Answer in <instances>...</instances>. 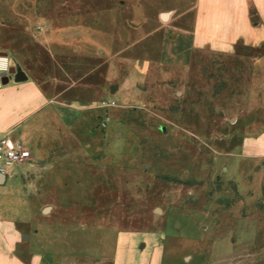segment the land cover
<instances>
[{
    "label": "rangeland",
    "instance_id": "374dc122",
    "mask_svg": "<svg viewBox=\"0 0 264 264\" xmlns=\"http://www.w3.org/2000/svg\"><path fill=\"white\" fill-rule=\"evenodd\" d=\"M112 4L135 13L132 46L119 35L116 49L87 51L77 66L54 61L35 33L80 24L89 38L109 2L0 0V53L53 95L66 90L65 100L89 103L84 122L55 146L61 159L27 168L37 187H65L32 195L41 209L52 207L42 214L44 239L74 260H93L111 251L117 233L144 231L156 234L171 264H264V167L241 148L264 138V61L244 46L168 47L160 8L174 7L171 24L188 25V2ZM138 11L148 14L146 26Z\"/></svg>",
    "mask_w": 264,
    "mask_h": 264
},
{
    "label": "crops",
    "instance_id": "0c3cea01",
    "mask_svg": "<svg viewBox=\"0 0 264 264\" xmlns=\"http://www.w3.org/2000/svg\"><path fill=\"white\" fill-rule=\"evenodd\" d=\"M103 1L106 4L109 2V5L100 11L96 22L99 28L92 29L89 38L86 36V27L80 24L45 26L35 33L49 57L54 61L58 56L72 59V64L83 66L87 51H96L101 55L107 49H116L119 35L126 38L125 48L132 46L131 25L135 23V13L119 10L112 4L125 0ZM167 1L179 4L188 2L191 12L188 25L171 24L174 7L172 9L167 4L162 5L158 13L163 21H169L163 33L164 39L168 41L164 42L177 50L178 54L198 50L231 53L239 46H244L259 54V63L264 61V0ZM147 15L144 11H138L136 22L146 26ZM121 17L126 18L125 27H119L118 18ZM3 54L10 59L7 53ZM95 88L100 91L102 85ZM65 94L66 90H59L53 95L51 89H46L28 76L25 81H15L11 77L0 89V138L22 141L32 153L30 162L16 165L6 175H0V264H165L166 258L171 264L172 259L165 255V249L156 234L144 231L117 233L111 251L93 260L85 254L74 260L64 250H55L54 245L49 243L52 241L49 234L44 239L42 226L47 228L48 221L42 219V214L51 211L52 207L41 209L32 195L38 189L52 193L56 187L57 192L63 191L65 187H37L27 168H48L61 159L55 152V146H62L64 140L69 138L72 126L76 128L84 122L85 109L89 103L85 100H65ZM241 148L244 157L264 167V138L247 140Z\"/></svg>",
    "mask_w": 264,
    "mask_h": 264
},
{
    "label": "built area",
    "instance_id": "2783aa9c",
    "mask_svg": "<svg viewBox=\"0 0 264 264\" xmlns=\"http://www.w3.org/2000/svg\"><path fill=\"white\" fill-rule=\"evenodd\" d=\"M11 68L9 57L0 55V89L4 85V78L9 77ZM31 160L32 153L24 142L9 137L0 138V174L6 175L12 167Z\"/></svg>",
    "mask_w": 264,
    "mask_h": 264
},
{
    "label": "water",
    "instance_id": "95a60500",
    "mask_svg": "<svg viewBox=\"0 0 264 264\" xmlns=\"http://www.w3.org/2000/svg\"><path fill=\"white\" fill-rule=\"evenodd\" d=\"M163 18H165V16H163ZM0 55H5V54L0 53ZM11 77H13L15 81L27 80V75L18 67L11 68L9 77H5L3 83L7 84ZM0 175L3 176V174H0Z\"/></svg>",
    "mask_w": 264,
    "mask_h": 264
}]
</instances>
